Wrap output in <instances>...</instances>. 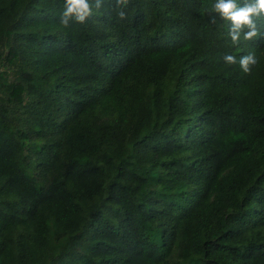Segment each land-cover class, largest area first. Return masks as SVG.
<instances>
[{"label":"trees","instance_id":"obj_1","mask_svg":"<svg viewBox=\"0 0 264 264\" xmlns=\"http://www.w3.org/2000/svg\"><path fill=\"white\" fill-rule=\"evenodd\" d=\"M214 3L0 0V264H264V16Z\"/></svg>","mask_w":264,"mask_h":264},{"label":"clouds","instance_id":"obj_2","mask_svg":"<svg viewBox=\"0 0 264 264\" xmlns=\"http://www.w3.org/2000/svg\"><path fill=\"white\" fill-rule=\"evenodd\" d=\"M129 0H116V15L119 20L126 18L125 8ZM102 7V0H63V11L60 16V24L65 28L70 22L85 23L93 14L94 9ZM212 11L220 19L231 22L229 35L233 44H238L243 33L244 40H252L260 34L256 18L264 16V0H243V5L238 0H215ZM210 23H216V16L211 17ZM246 29V30H245ZM227 65L239 64L242 72L249 73L250 66L257 63L252 53L237 58L231 54L222 57Z\"/></svg>","mask_w":264,"mask_h":264}]
</instances>
